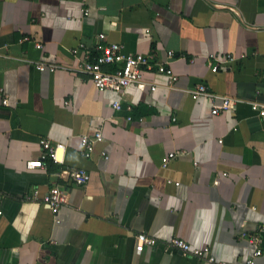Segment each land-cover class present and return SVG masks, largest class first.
Segmentation results:
<instances>
[{
    "label": "crops",
    "instance_id": "0c3cea01",
    "mask_svg": "<svg viewBox=\"0 0 264 264\" xmlns=\"http://www.w3.org/2000/svg\"><path fill=\"white\" fill-rule=\"evenodd\" d=\"M111 43L154 55L178 81L153 69L123 95L98 91L74 69ZM211 54L237 61L213 73ZM201 84L210 96L195 100ZM218 97L234 109L212 114ZM252 103L264 106V0H0V264H207L168 249L174 238L246 264L256 235L264 264V117ZM99 128L85 159L80 137ZM41 139L67 144L63 165L27 168ZM73 169L87 185L60 176ZM55 185L69 194L58 211L25 201ZM139 234L157 246L137 254Z\"/></svg>",
    "mask_w": 264,
    "mask_h": 264
},
{
    "label": "built area",
    "instance_id": "2783aa9c",
    "mask_svg": "<svg viewBox=\"0 0 264 264\" xmlns=\"http://www.w3.org/2000/svg\"><path fill=\"white\" fill-rule=\"evenodd\" d=\"M86 14H89V10H86ZM101 40H104L106 36L101 34L99 36ZM29 41L28 37L21 40V43ZM84 45L81 44L78 48L73 49L72 55L76 56L80 49ZM36 48L41 50L43 45L36 43ZM172 56V53H170ZM211 61L215 62L211 71L213 73L219 72L222 66L233 64L237 61L232 55H226L224 58L219 57L216 54H211L208 57ZM113 69H109V68ZM37 70L45 71L49 69L52 73L57 69H66L62 65H45L37 64ZM157 69L158 73L168 76V88H173L174 84L178 81V77L173 75L170 70H167L166 65L163 62H157L152 54H126L123 51V46L117 43H111L107 45H99L97 47V54L95 56H87L80 60L77 67L74 69L77 73L88 75L94 87L98 91L111 90L119 94H124L132 85H141L144 81V71ZM152 91L156 90V86L151 87ZM193 99H198L202 96H210L206 85H199L196 88L189 91ZM221 101L220 105H214L212 114H218L221 111L233 110L236 104L234 99L229 97H218ZM3 103L7 105L8 100H4ZM114 109H121V102L116 101L113 104ZM251 108L253 112L258 113L260 117H264V106L261 107L258 103H252ZM132 120V117H129ZM142 121V119H140ZM103 142L102 129L99 128L93 135H82L80 137V154L85 159H91L94 155L96 146ZM40 145L43 150V155L40 160L29 161L27 168L30 170L36 168H43L46 162L51 161L55 164L63 165L65 163L66 153L68 146L64 143H53L49 139H41ZM180 153H169L162 159V166L165 168L169 162L176 159ZM104 159L108 160L109 156L103 152L101 155ZM64 174L66 176H64ZM62 178H68L76 186L87 185L90 176L84 170H69L60 173ZM69 194L66 190L61 189L58 185H55L48 191L41 199L39 191H33L25 197L27 202L41 201L47 205L53 211H58L63 205L68 203ZM261 232H264V224L261 227ZM245 236V235H243ZM252 245H255V251L252 256L247 260L246 264H255L256 259L263 255V251L260 248L263 243L261 235H256L248 238ZM136 253L141 254L146 247L154 248L157 246V240L148 237L146 234H139L136 236ZM168 249L176 250L185 256H191L197 259H203L207 264H223L219 263L215 256L212 254L209 246L204 248L193 247L186 240L181 238H174L168 245Z\"/></svg>",
    "mask_w": 264,
    "mask_h": 264
}]
</instances>
